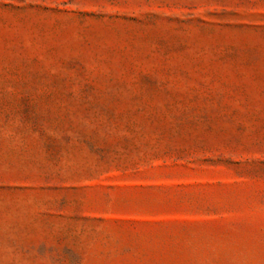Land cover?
Here are the masks:
<instances>
[{
	"label": "rangeland",
	"instance_id": "obj_1",
	"mask_svg": "<svg viewBox=\"0 0 264 264\" xmlns=\"http://www.w3.org/2000/svg\"><path fill=\"white\" fill-rule=\"evenodd\" d=\"M0 264H264V0H0Z\"/></svg>",
	"mask_w": 264,
	"mask_h": 264
}]
</instances>
